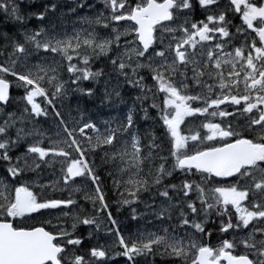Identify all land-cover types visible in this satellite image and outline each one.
<instances>
[{
	"label": "snow or ice",
	"instance_id": "1",
	"mask_svg": "<svg viewBox=\"0 0 264 264\" xmlns=\"http://www.w3.org/2000/svg\"><path fill=\"white\" fill-rule=\"evenodd\" d=\"M0 264H264V0H0Z\"/></svg>",
	"mask_w": 264,
	"mask_h": 264
}]
</instances>
